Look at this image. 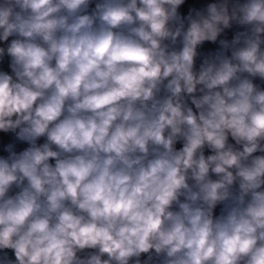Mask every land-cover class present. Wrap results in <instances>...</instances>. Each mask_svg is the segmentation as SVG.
<instances>
[{
  "label": "clouds",
  "instance_id": "9594fccd",
  "mask_svg": "<svg viewBox=\"0 0 264 264\" xmlns=\"http://www.w3.org/2000/svg\"><path fill=\"white\" fill-rule=\"evenodd\" d=\"M0 264H264V0H0Z\"/></svg>",
  "mask_w": 264,
  "mask_h": 264
}]
</instances>
